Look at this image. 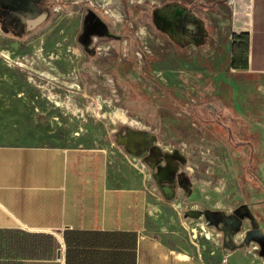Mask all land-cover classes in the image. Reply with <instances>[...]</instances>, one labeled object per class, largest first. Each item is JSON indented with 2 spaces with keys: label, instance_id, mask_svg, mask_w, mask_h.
<instances>
[{
  "label": "rangeland",
  "instance_id": "374dc122",
  "mask_svg": "<svg viewBox=\"0 0 264 264\" xmlns=\"http://www.w3.org/2000/svg\"><path fill=\"white\" fill-rule=\"evenodd\" d=\"M96 1L36 0V26L0 0V144L68 149L78 181L126 193L173 249L264 264V77L231 66L243 3L114 0L119 21Z\"/></svg>",
  "mask_w": 264,
  "mask_h": 264
},
{
  "label": "crops",
  "instance_id": "0c3cea01",
  "mask_svg": "<svg viewBox=\"0 0 264 264\" xmlns=\"http://www.w3.org/2000/svg\"><path fill=\"white\" fill-rule=\"evenodd\" d=\"M237 1L245 15L231 46L232 69L264 77V0ZM68 170L69 151L62 146L0 144V231L21 237L16 242L0 235V264H213L152 234L149 219L135 214L138 203L126 193L116 202L109 193L103 215L90 226L67 224ZM29 236H39L41 244L24 241ZM47 236L57 249L47 248Z\"/></svg>",
  "mask_w": 264,
  "mask_h": 264
},
{
  "label": "trees",
  "instance_id": "16d2710c",
  "mask_svg": "<svg viewBox=\"0 0 264 264\" xmlns=\"http://www.w3.org/2000/svg\"><path fill=\"white\" fill-rule=\"evenodd\" d=\"M101 158H99L100 161ZM89 165L91 166V168L95 166L93 162H90ZM76 166L77 163L73 159V155L69 153L66 221L67 224H74L75 226H90V219L97 220L103 215V212L106 209L104 203L105 201L109 203L110 195L108 191H104L102 177H99L97 186L78 181L76 179ZM90 179L94 180V177L91 174ZM66 234L67 231L65 232V241L66 243H68ZM0 235H6V237L11 240L16 239V242H18V239H21V237L18 236V232L15 231H0ZM47 238L48 240L45 242L47 248L57 249V242L55 238L51 236H47L46 239ZM23 239H25L24 241L26 242H30L32 246L41 244V239L39 238V236H29L28 238L24 237ZM12 246L13 245L11 244L10 248H13ZM3 250L5 249L0 242V255L2 254Z\"/></svg>",
  "mask_w": 264,
  "mask_h": 264
},
{
  "label": "bare ground",
  "instance_id": "6f19581e",
  "mask_svg": "<svg viewBox=\"0 0 264 264\" xmlns=\"http://www.w3.org/2000/svg\"><path fill=\"white\" fill-rule=\"evenodd\" d=\"M100 1V0H99ZM103 1V0H102ZM105 1V0H104ZM106 3H104V8H106V12L109 13L111 16L113 17H117V19L119 21H121V19H119L118 17H120V12L119 11H111L110 10V6L113 5L114 0H106ZM143 34H146V32H143ZM52 59V57H51ZM53 77V76H52ZM74 85V84H71ZM51 94V93H50ZM49 94V95H50ZM54 94V93H53ZM51 95L50 99L55 98V94ZM57 98V96H56ZM53 100V99H52ZM55 101V100H54ZM63 104V102H61ZM61 103L59 102V105H61ZM58 105V104H57ZM62 106V105H61ZM74 106V105H73ZM69 108V107H67ZM76 108V106H75ZM79 109V108H78ZM88 111V110H87ZM82 112V111H81ZM80 112V113H81ZM76 113V112H75ZM84 113V112H83ZM111 114V113H110ZM100 115V114H99ZM103 115V114H102ZM130 114L126 112V110H122V109H116L115 111H113L112 113V122L116 125H126L129 126L130 128L133 129H147L148 126L145 125L144 123H142L141 121L136 120L135 118H133L132 116H129ZM111 116V115H110ZM103 117H108L105 114L103 115ZM170 193V192H169ZM203 225V224H202ZM205 227V226H204ZM193 233H196V235L194 237H196L199 233L198 229H193L192 230ZM209 238H211L212 234L208 233L207 235Z\"/></svg>",
  "mask_w": 264,
  "mask_h": 264
},
{
  "label": "flooded vegetation",
  "instance_id": "af4514ba",
  "mask_svg": "<svg viewBox=\"0 0 264 264\" xmlns=\"http://www.w3.org/2000/svg\"><path fill=\"white\" fill-rule=\"evenodd\" d=\"M77 1V0H76ZM82 2L81 3H83L84 2V0H81ZM28 2H30L31 4H33L34 6H35V8H36V12L35 13H31V12H29L23 5H22V3H21V0H8V4L10 5V6H12L13 8H17V9H20L21 10V12L23 13V14H26V15H28V17H31L28 21L31 23V24H36V26L37 25H40V24H42L44 21H45V14H43L42 16H40V17H38L39 15H41V13L42 12H40L39 11V7L37 6V3H36V0H28ZM75 2V1H74ZM97 2V4H98V7L100 6V7H102L101 5H100V1L99 0H97L96 1ZM80 3V4H81ZM103 8V7H102ZM103 9H105V8H103ZM111 10V9H110ZM105 13H107L106 12V9H105ZM109 14V13H108ZM122 15V14H121ZM38 17V18H37ZM39 20H42L41 22L39 21ZM100 26V24H98L97 22H95V23H93V28H94V30H93V32H94V34L93 35H104L105 33H106V31H108V28H106L105 26H102V28H101V26ZM104 25V24H103ZM108 34H109V32H107ZM92 36V35H91ZM93 40H94V45H95V47H96V50H100V49H102L103 47H102V45L100 44V40L99 39H97L96 37L95 38H93ZM75 49V47L74 48H70V51L73 53V50ZM78 49V48H77ZM79 50V49H78ZM81 52V51H80ZM98 53H100V52H98ZM151 55H154L152 52H151ZM56 56V55H55ZM81 56H82V53H81ZM52 57V56H51ZM50 57V58H51ZM34 79V78H33Z\"/></svg>",
  "mask_w": 264,
  "mask_h": 264
},
{
  "label": "water",
  "instance_id": "95a60500",
  "mask_svg": "<svg viewBox=\"0 0 264 264\" xmlns=\"http://www.w3.org/2000/svg\"><path fill=\"white\" fill-rule=\"evenodd\" d=\"M61 252H59V254H60Z\"/></svg>",
  "mask_w": 264,
  "mask_h": 264
}]
</instances>
